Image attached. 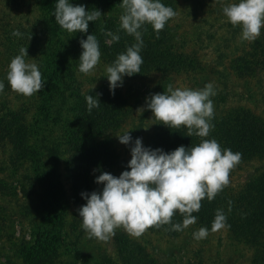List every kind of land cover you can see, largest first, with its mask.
<instances>
[{
    "label": "trees",
    "instance_id": "16d2710c",
    "mask_svg": "<svg viewBox=\"0 0 264 264\" xmlns=\"http://www.w3.org/2000/svg\"><path fill=\"white\" fill-rule=\"evenodd\" d=\"M102 1L98 7L85 9V4L76 5L77 0H48L51 7L66 13L63 21L67 20L69 31L62 51L49 43L51 22L43 18L40 26H19L7 35L19 60L35 59L40 71H36L35 78L41 90L40 101L54 107L50 110L52 114L54 111L53 121L61 127V136L51 137L49 144L35 146L22 110L0 112L1 152L8 150L7 160L15 167L31 166L38 173L36 182L29 183V190H23V194H41L34 185L48 194L46 199L39 198L38 208L51 219L49 231L53 233L24 252L31 264H56L59 256L56 235L63 223L65 205L56 172L58 163L63 164L78 201V214L74 216L89 213L90 200L85 194H92L90 174L106 178L117 168L118 154L112 148L109 130L123 123L133 110L117 88L100 86L83 96L72 84L76 72L90 67L88 50L115 71L131 77L158 72L161 77L153 87V105L169 98L167 87L175 76L194 86L207 83L197 56H189L174 45V31L169 24L174 0H150L146 17L134 13L118 20L106 14L112 7ZM253 1L250 15L262 6V0ZM59 17L61 20V14ZM259 31L260 51L243 65L240 59L237 63L242 65L239 73L245 72L243 75L254 72L257 65L264 70V20ZM222 73L226 76L225 71ZM200 98L220 103L226 94L221 90ZM140 127L139 122L136 129ZM139 132H135L136 139L143 137V143L131 160L133 164H119L130 178L131 189L140 183L136 175L147 173L143 183L150 203L143 217L147 229L178 235L188 222L205 229L221 226L231 241L262 255L259 264H264V178L252 177L242 183L232 178L252 160H264V120L239 106L219 114L208 111L191 120L161 114L145 134ZM14 188L0 178V194L13 193ZM44 229L47 231V226ZM52 241L58 242L57 246ZM114 241L120 264H163L150 257L134 239L120 234ZM21 247L17 249L22 253ZM71 260L69 264L88 258L76 249Z\"/></svg>",
    "mask_w": 264,
    "mask_h": 264
},
{
    "label": "rangeland",
    "instance_id": "374dc122",
    "mask_svg": "<svg viewBox=\"0 0 264 264\" xmlns=\"http://www.w3.org/2000/svg\"><path fill=\"white\" fill-rule=\"evenodd\" d=\"M43 1L0 0V112L22 110L23 122L31 128L35 146L49 144L51 137L61 136V127L53 121L54 111L52 114L50 110H54V107H50L49 103L43 105V101H40L35 59L19 60L14 48L8 44L7 35L19 26L27 27L34 23L40 26L38 23L43 18L51 22L49 43L62 48V51L69 31L67 20H64L65 23L63 21L66 13H61L60 8L51 7L48 0L45 1L47 4ZM104 1L112 7V11L106 14L117 20L134 13L146 17L150 6V0ZM101 3L102 0H77L76 5L82 7L85 4L86 9L87 6L98 7ZM253 6V0H174V10L169 16L174 45L189 56H197L203 65V78L207 83L194 86L187 79L175 76L167 87L169 98H163L158 104L151 103L153 87L161 77L158 72L131 77L115 71L97 53L88 50L90 67L76 72L72 84L79 88L83 96L100 86L117 88L133 110L123 123L109 130V140L118 154L117 168L111 170L106 178H97L93 172L90 174L92 194H85L90 200L89 213L75 217L78 214V201L72 194V184L63 164L58 163L56 172L64 191L65 215L56 235L58 246V242H51L57 246L59 256L56 264H69L76 249L88 260L82 263L75 260L74 264H120L114 244L120 234L136 240L150 257L163 264L261 262L262 255L259 257L247 245L231 241L226 229L221 226L205 229L188 222L178 235L151 232L143 222L150 204L143 186L147 173L137 174L140 183L131 189L130 178L126 177V170H121L119 164L120 161L130 166L133 164L131 160L143 143V137L137 140L136 133L140 131L145 134L154 118L161 114L191 120L208 111L219 114L241 106L264 120V70L257 65L251 74L239 73L242 65L261 48L259 29L264 20V0L262 6L257 7V13L250 15ZM239 59L243 62L240 66L237 64ZM224 71L226 76L222 73ZM221 90L226 94L224 102L214 103L200 98L209 92L214 95ZM139 122L141 127L136 129ZM8 154L7 149L3 153L0 149V178L15 188L13 193L0 194V264H31L27 256L24 257V252L53 233L49 231L51 219L38 208L39 198L46 199L48 194L36 185V190L41 194H23V190H29V183L36 182L38 173L33 172L31 166L15 167L8 162ZM252 177L264 178V160H252L232 176L233 182L239 183ZM92 211L97 213L96 216L91 214ZM44 226H47L48 232L43 230ZM18 247L23 248L22 253ZM101 258L108 260L100 262Z\"/></svg>",
    "mask_w": 264,
    "mask_h": 264
}]
</instances>
